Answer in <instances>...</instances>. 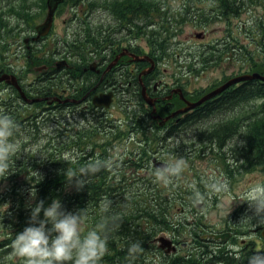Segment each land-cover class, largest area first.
Masks as SVG:
<instances>
[{"label": "trees", "instance_id": "obj_1", "mask_svg": "<svg viewBox=\"0 0 264 264\" xmlns=\"http://www.w3.org/2000/svg\"><path fill=\"white\" fill-rule=\"evenodd\" d=\"M168 1L156 0L154 4L153 0H122V2H115L112 7L116 10L115 13H124L123 24L130 15L132 18L136 16L137 20L154 22V17L160 8L170 9ZM211 2V8L209 9L210 5L208 7L211 10L209 12L204 5V0H185L181 7L183 13H179L177 18L182 22L189 19L193 28L204 27L203 24H212L219 19L222 22L226 21L225 28L230 29L232 17L240 18L243 12L250 10L248 20L250 23L244 21L238 25L239 31L247 32L245 34L250 40L240 41L238 37L237 48L239 52H243L242 59L245 62L252 61L253 67H256L258 59H261L254 55L257 47L261 48L260 57H264V0H211ZM167 24V20L162 21L158 30L152 28L149 38H146V42L154 50H165L166 46L164 48L162 43L169 46L166 37H162L171 28ZM134 25L137 26V30H127L126 33L138 34V30L142 28L141 24ZM111 33L108 32L107 40L113 39ZM98 37L102 41L103 35ZM250 43L254 47L253 54L248 48ZM100 44L93 43L90 47L96 50L99 49L97 47ZM227 45H230L229 39ZM203 50L206 49L201 51ZM202 55L200 54V57ZM46 61L44 63L49 64ZM189 67L193 68V65L190 64ZM250 96L263 99L264 82L257 79L245 81L236 86V89L233 90L230 87L218 97L187 112V117L185 120L180 119V127L174 132L173 139L177 145L167 143L166 134L158 138L149 136L142 127L139 133L142 138L138 141L137 157L136 149L131 146L124 147L123 154H118L116 158L107 153L112 148V141L127 135L126 132L120 134L119 130H116L118 126L112 127L110 131L102 130V132L93 124L73 127L70 123H64L49 130L48 124L30 120L22 129L25 134L29 133V139L30 137L39 138L40 132L44 129L47 131L42 137L44 142L40 139L39 147H36L37 152L28 150L26 154H22L20 150L11 158V174L4 178H8L11 183L6 189H0V253L5 254L4 258H7L0 261V264H23L22 258L11 255L12 241L18 233L30 226L31 211L35 205L43 201L44 206L47 207L53 200H59L62 210L66 212L82 211L86 217L82 234L103 225V228L98 230L108 238V252L100 264H264V255L261 254L263 257L259 262H250L251 252L237 256L225 248L215 247L216 249L208 250L211 239L200 236L201 227L205 225L200 224L201 221L195 218L192 219L196 222H191L189 218L183 217L185 210L197 204L194 202L195 190H198L206 199L210 195H217L211 193L207 187L210 184L209 180L204 179V181L200 174L195 173L190 177L194 182L191 184L187 182L189 174L185 169L171 185L164 186L155 179V169L151 166L153 154L167 161H170L173 156L183 157L187 162L190 149L185 150L187 140H182L185 133L181 132L192 126L190 130H193L195 136L206 135L205 138L216 144L218 148L230 143V154L224 156L222 153L223 156L219 158L223 162L231 156L237 163L240 161L236 167L230 166L229 163L224 164L223 170L231 179L234 173L235 175L241 173V169L261 170V183H264V120L253 122L250 120L244 124L243 130L240 128V122H229L230 112L235 105L241 104ZM1 103L2 110L9 111L7 99H2ZM227 113L229 115L225 117ZM133 117L130 122H137V117L136 119ZM19 119L20 115L16 116L18 122ZM91 128L93 129L89 131ZM190 130L188 133L191 132ZM100 135H106L107 138L99 139ZM239 141L244 142L243 147L239 145ZM26 144L28 145V142ZM26 144L22 142L20 149L25 150ZM238 146L241 148L240 151ZM69 150H72V154L68 156V160H65L64 154ZM96 161H99L102 167L97 173L87 177V185L77 190L75 180L69 182L72 173L79 177L82 167ZM0 179L3 180V178ZM31 193L35 196L34 198ZM40 219H44L43 212L40 214ZM189 225L196 244L189 253H165L158 247L159 243L156 239L160 236L171 237L180 244L185 242L182 234ZM47 228L50 229L51 224H48ZM137 241L142 250L135 255H130L128 249L133 242Z\"/></svg>", "mask_w": 264, "mask_h": 264}, {"label": "rangeland", "instance_id": "obj_2", "mask_svg": "<svg viewBox=\"0 0 264 264\" xmlns=\"http://www.w3.org/2000/svg\"><path fill=\"white\" fill-rule=\"evenodd\" d=\"M115 2H122V0H105V6H101V8L97 9V12L95 13L96 17L94 16V23L92 22L93 26H100L101 23H104L105 26H109L110 31H113L118 25H120L118 15L115 13L116 10L112 7ZM153 2L155 4L156 0H153ZM167 3L171 6L170 9L167 7L160 8L154 17V22H149L144 19L136 21V23H138V25L141 24L140 26L142 27L141 30H138V34H134L137 36V38L134 39V35L126 33L127 30L122 31L116 29L114 33L118 34L115 37H119L122 40H131V43L134 45L131 47V49L136 51V53H149L152 56H155L160 62L159 70L161 73L163 71H168L173 77H178L180 80L186 82L187 85L183 86V90L191 91V93H189L191 94L190 96L189 94L186 95L189 99L195 100L209 90L211 91L215 87L219 86V84L225 80L246 74H264V57H260V55H262L260 47H257V52L254 53V47L251 45V43L248 44L251 54L254 53V55H257L256 58H261L258 59V64L256 67H253L252 61L245 62L244 59H242L243 52H239V48L236 47L238 46V37L240 38V41L244 40L246 42V39L250 40L245 34L247 32H241L238 28L240 23L250 19V10L243 12L240 18L232 17L230 22L232 27L225 31L222 29L225 23L219 21V19H217L218 21L212 24H203V28H193L190 25L191 23L187 24L185 21L182 22L177 18L179 13H183V9L181 8L183 5L182 0H169ZM68 5L69 1L60 7L59 16H57L56 19V25L54 29H52L51 33L48 34L49 36L44 39L42 45L32 48L29 52H27L25 51L26 48H24V46H16L18 44L14 42V38L9 36L11 35L10 31L14 29L15 32L23 36L28 31H31L32 28L28 27V24L31 25L32 23L38 22L44 17V0H30L25 4V9H21V7L17 8L16 5L7 3L5 0L0 1V28L1 30L2 28L4 29L2 30L0 37H5L7 34L9 36V38L6 37L4 40H2L3 43H0V68L10 73H14L18 78L21 79L23 83H27L28 80L33 77V66L36 65V63L44 62L43 59L40 58L41 56L49 55L52 60H55L60 59L61 55H69L67 54V52H69L71 49L69 45L59 46V48L51 47L54 41L57 42V39L66 33L70 42L74 38V33L79 29V27L69 26V29L66 31L59 24L60 19L66 18L67 16L66 11ZM12 7L15 8L10 12L9 8ZM69 10L73 11L72 8H69ZM252 10L256 12L254 8H252ZM41 12L43 13L42 16H40ZM146 19H148V17H146ZM159 19L161 20L159 21ZM164 20H167V25L171 26V28L167 30V33L162 35V37H166L169 46L162 43L164 48L166 46L165 50H154L148 45L146 38H149L150 31L152 30L151 26L158 27ZM247 23H250V21ZM175 28L176 30H174ZM134 29L137 30V27ZM129 31H133V27H131ZM194 31H204L205 37L203 39L194 37ZM225 33H227L229 36L228 38H231L232 35L234 39L232 40V50L229 49V45H227V47L221 48L224 46L223 44L220 46L221 49L219 52H216L217 50L214 51L216 45L213 46V49L209 48L201 51L202 49L208 47V45L214 44L217 38H223ZM228 38H226L227 41ZM47 40H50L51 46L50 44H47ZM44 44H47L48 46H43ZM59 51H61V53H59ZM27 54H30L29 57H27ZM200 54H203L202 57H200ZM176 56H178L177 59ZM209 57L210 59L208 60ZM190 64L193 65V68L187 66ZM143 65L145 67L147 64ZM260 65L262 66L258 67ZM245 81L249 80L235 82L234 86L230 85L229 87L234 90L236 89V86ZM262 82L264 81L262 80ZM9 87V85L0 83V99L9 98V94H11ZM117 102L120 103V107H117ZM24 107L25 109L28 108L27 106ZM41 109L37 110L35 108H30L27 109L26 113L28 115L29 112V116H31L30 118H36L34 121L37 123H43L46 120L48 121L50 120V117L55 121H58L57 119L59 118L60 124H55V121H53V123H49V130H52V128L56 127V125L59 126L63 125L64 123H70L73 127L93 124L96 125L101 131H110L112 127L118 126L116 130H119L120 134H124L126 132L127 135H125L122 139H116L112 141V148L108 150L107 153L113 155L115 158L118 154H123L122 149L124 147L126 148V146H131L134 148L137 147V149L139 148L138 140L142 138L141 135H139L142 127L145 129V131H147L146 133L149 136H156L155 138H158L159 136L162 137L164 134H166V130L168 129V127L160 128L158 126L150 125L152 122L151 117L147 115V112H145L143 107H137V101L135 102L134 100V94L128 91L119 95V98L116 99L115 105L112 106L107 112L95 111L91 113L89 116L91 119H85L82 117L80 118L79 116L72 117L70 114L71 112H68L67 110H64L63 113L61 112L62 115L60 116H58L55 112H50L55 116L48 115L47 112L45 114L43 113L41 116H37L38 112H41ZM132 115H134V117ZM153 115L157 117L156 111H153ZM228 115L229 114L227 113L225 117ZM230 115L231 119L229 122H240L241 130H243L244 124L250 120H252L251 122L264 120V117H262L264 115V98H254L250 96L246 100L242 101L241 104L236 105L231 110ZM167 116H169V118L171 117L170 115ZM131 117H133V119H136L135 117H137V122L131 123ZM166 120L167 119H165V122ZM16 124L18 125V128L16 129L13 138L18 139L20 141V145L22 142L25 144L28 142V145L26 144L27 146L25 147V150L20 149L22 154H26L28 150L31 152H37L33 151L31 148H33V146L39 147L40 139L44 142L42 137L46 133L47 129H44V131L39 133V138L32 139L30 137L29 139V133L27 135L22 131V125H27L28 123L26 122ZM191 127H188L187 130L181 132L183 134L185 133L182 140H187V149L185 150L190 149L188 152L189 159L187 160V167L185 168L188 170L189 181H186L194 184L190 177L194 176L195 173L200 174L203 180H209V183L212 182V178H218L222 180L226 179L229 184V191L218 193L216 196L210 195L207 199L205 197L204 200L206 201L203 202V205L200 203L202 207H197L198 204L194 205V207L190 206L188 210L183 212V217H187L189 220L192 218L200 220V224L205 225V227H201L200 234H204L206 232L213 234L225 232L229 233V236L225 239H216L215 241L217 242L211 241V246L208 245V250H211V248L216 249L215 247L225 248L231 250L237 256L240 254L247 255L251 252V255L249 256L250 262H253L251 259L256 261L261 259V255H264V239L261 236L264 220H260L255 217L250 219H242L241 217L245 214L248 205L246 203L241 204L242 202L240 200V196L246 188L262 182V173L260 172L261 170L244 171L241 169V173L238 175H235L234 173V177L231 179L228 173L224 172L223 170L224 164L229 163L230 166L236 167L240 161L237 163L236 159L232 160L231 156L227 158V161L223 162L219 158L223 156L222 153H224V156L230 154V143H226L222 148H218L216 147V144H213L211 141H208L205 138L206 135H202L200 137L195 136L193 130H190ZM93 128L89 129V131H91ZM188 130L191 132L188 133ZM100 136L102 138L99 137V139L107 138L106 135ZM170 140H172V138H166L165 141L170 143ZM182 140H180V142ZM173 142L170 144L177 145L175 141ZM238 150H241L240 146H238ZM71 154L72 150H69L64 155L70 156ZM176 158L178 157L173 156L171 157V160L168 161L171 162ZM10 183L11 182L8 178L3 180L0 179V189H6ZM195 219L193 222H196ZM182 239L185 240L186 246L182 247V249L181 247L178 248L175 253H189V250H193L196 246L193 241L194 239L191 234L190 225L185 229V233L182 234ZM4 257H6V255H2L0 253V261L7 260V258Z\"/></svg>", "mask_w": 264, "mask_h": 264}, {"label": "flooded vegetation", "instance_id": "obj_3", "mask_svg": "<svg viewBox=\"0 0 264 264\" xmlns=\"http://www.w3.org/2000/svg\"><path fill=\"white\" fill-rule=\"evenodd\" d=\"M5 1L12 5H16L17 8L21 7V9H25V4L30 0ZM67 1H69L66 11L67 16L66 18H61L59 24L66 31L69 29V26L79 27V29L74 33V38L70 42L66 33L63 36H60V38L57 39V42L54 41L52 46L50 40H47V44H50L51 47L57 48H59V46L69 45L71 48L70 51L67 52L69 55H61L60 59L55 60H52L49 55H44L47 57L41 56L40 58H42L43 61L47 60L49 64L43 62L34 65L32 69L34 73L33 77L30 78L27 83H23L21 79L15 75L18 84H21V91L27 99L25 100L22 97L21 92L16 87L10 86L11 94H9V98L7 99V104L10 109L5 112L0 107V114L6 115L9 113L8 116L13 119L15 123H25L26 118L29 117V113L28 115L26 113L27 109L35 108L39 110L42 108L37 116H41L46 112L51 116L55 115L50 112H55L60 116L64 110H67L68 112H71L70 114L72 117L79 116L80 118L87 119L90 118V114L95 111L107 112L115 105L116 99L119 98V95L128 91L134 94V100L135 102L137 101V107H143L145 112H147V115L151 117L152 122L150 125L158 126L160 128L168 127L166 135L168 138H172L169 142H173L174 132L180 127V119L183 118L185 120L187 113L175 114L168 118L166 122L164 117L185 107L186 101L195 102L207 92L195 100L189 99L186 95L191 93V91L188 89V91L183 90V86H186L187 83L180 80L178 77H173L168 71H163L161 73L159 70L160 62L155 56H151L154 62L152 70L140 75L141 71L146 70L150 63L148 61H131L129 53L136 54V52L131 49V47L134 46L131 43V40H122L119 37H115L118 34L114 33L116 29L122 31L130 30L131 27L134 29L136 27L134 24L137 21L136 16H134V18H132V15L127 16L125 24H123L122 17L124 13L117 14L120 20V25H118L115 30L110 31L109 26H105L104 23H101L100 26L96 27L92 24V22L94 23L97 9L101 8V6H105V0H59L53 9L49 29L46 33L39 35L37 27L44 22L49 11V0H44V17L38 22L32 23L31 25L28 24V27L32 28L31 31H28L24 36L15 32L14 29L10 31L11 35L9 36L14 38V42L18 44L16 46H24V48H26L25 51L27 52L32 48L41 46L44 39L49 36L48 34L51 33L56 25V19L57 16H59L60 7L65 5ZM184 2L185 0H182V3ZM204 3L207 11L210 12V0H204ZM14 8L15 7L9 8L10 12ZM69 8H72L73 11L69 10ZM42 14L43 13L41 12L40 16H42ZM190 22L189 19L185 21L187 24ZM157 28L158 27L155 29ZM2 30L4 29L2 28ZM2 30L0 28V35L2 34ZM223 30L226 31L227 29L224 28ZM108 32H112V40H107L106 36H109ZM100 35H103L102 41H100L101 39L98 37ZM9 36L7 34L5 37H0V43H3L2 40L6 37L9 38ZM204 37L205 35L203 38ZM135 38H137V36L134 35V39ZM228 39L230 41V50H232V40H234L232 35L231 38ZM227 42L226 38H217L214 51L217 50L216 52H219L221 48L227 47ZM93 43H101L102 45L100 44V46L97 47L99 49L94 50L90 47ZM47 44H44L43 46H48ZM223 44L224 46L220 48ZM125 49H127V51H125L123 55H120ZM59 53H61V51H59ZM29 55L30 54H27V57H29ZM148 55L150 56V54ZM117 57L118 60L110 66L111 62ZM177 57L178 56H176V59ZM141 62L144 64L147 62V65L141 67ZM1 73L9 74L10 72L4 71L0 68V74ZM222 83L223 82H221V84ZM143 88H145L147 99H150L152 103L146 101L142 93ZM101 94H111L108 106L94 104V97L100 96ZM190 95L191 94H189V96ZM215 97H218V95ZM215 97L211 98V100ZM35 98H38L39 100L34 102L29 101ZM153 104L157 117L153 115ZM0 105H2V103H0ZM24 106H27L28 108L25 109ZM117 107H120L119 102H117ZM19 110H22V112H19ZM15 115H20L21 118L19 119V122L16 120ZM57 120L59 123L60 119L58 118ZM135 149L137 157V147ZM155 155L156 154H153V157H155ZM173 242L179 245V243L175 241ZM258 261L259 260H257V262Z\"/></svg>", "mask_w": 264, "mask_h": 264}, {"label": "clouds", "instance_id": "obj_4", "mask_svg": "<svg viewBox=\"0 0 264 264\" xmlns=\"http://www.w3.org/2000/svg\"><path fill=\"white\" fill-rule=\"evenodd\" d=\"M17 128L18 125L13 119L0 114V178L3 179L11 174V158L20 151V141L13 138ZM243 144V141H239L241 147ZM32 150L36 151V146H33ZM68 159L66 155L65 160ZM101 167L99 161L90 162L80 169L79 177L72 173L69 182L75 180V187L80 190L87 185V177L97 173ZM186 167L187 162L183 157L176 158L172 162L162 163L156 167L154 176L157 182L168 186L181 176ZM212 180L213 182L207 185L211 193L229 191L226 179ZM240 200L241 204L248 205L242 219L255 217L264 220V183L246 188ZM194 202L197 204L204 202V196L198 190L194 191ZM41 212L44 217L42 220ZM85 219L82 211L72 213L62 210L59 200H53L47 207L40 201L31 211L30 226L18 233L12 241L11 255L22 258L23 264H100L108 252V238L98 230L102 229L103 225L82 234ZM48 224H51L50 229L47 228ZM141 250L138 241L133 242L128 249L130 255H135Z\"/></svg>", "mask_w": 264, "mask_h": 264}, {"label": "water", "instance_id": "obj_5", "mask_svg": "<svg viewBox=\"0 0 264 264\" xmlns=\"http://www.w3.org/2000/svg\"><path fill=\"white\" fill-rule=\"evenodd\" d=\"M58 1L59 0H49V3H48L49 4V11H48L47 17L44 20V22L41 23L37 27L39 35L46 33V31L49 29L50 24H51V17H52V14H53V9L55 8L56 3ZM197 36H200V33H198ZM125 51H127V50L125 49L124 52ZM124 52L120 53V55L121 54L123 55ZM120 55H119V57H120ZM129 55L131 56V60H135V61H149L150 62V64H151L150 67H148L146 70H142L140 75L145 74V73H147V72L152 70L154 62H153L152 58H150L148 55L139 56V55H135V54H132V53H129ZM117 60H118V57L115 58L113 60V62H111L110 66L113 65ZM252 79H259L261 81L262 80L264 81V74L253 73V74H250V75L246 74V75H241V76L229 79L225 83L220 85L219 87L213 89L212 91H210L207 94H205L204 96H202L199 100H197L195 102L186 101V106L185 107L174 111L170 116H173V115L178 114V113L186 112V111H188V110H190L192 108H195V107L201 105L203 102H205L206 100L210 99L211 97L221 93L222 91H224L226 88H228L230 85L234 84L235 82L242 81V80H252ZM1 81H4L7 84L13 85L17 89L21 90L19 85H18V83H17V79H16V77L14 75L2 74L0 76V82ZM142 93H143V96L145 97L146 101L148 103H152V101H150V99L148 100L146 95H145V88L142 89ZM21 95H22V97L25 100L27 99L25 97V95H23L22 92H21ZM110 97H111V94H105V95L101 94L100 96H95L94 97V104L95 105H99V106L100 105L108 106L109 103H110ZM38 100H39L38 98H35V99H31L29 101L34 102V101H38ZM153 111H155V109ZM168 118H169V116H167L165 119H168ZM153 161H154V166L155 167H159L162 163H164V162H161V161H156L155 159H153ZM197 207H201V205L198 204ZM228 236H229L228 232L208 234V237H211V238H214V239H225ZM261 236L264 239V226L262 227V230H261ZM157 241L159 242L158 247L162 248L165 253H170V252L175 251V246L172 244V241L169 238H166L164 236H160V237L157 238Z\"/></svg>", "mask_w": 264, "mask_h": 264}]
</instances>
